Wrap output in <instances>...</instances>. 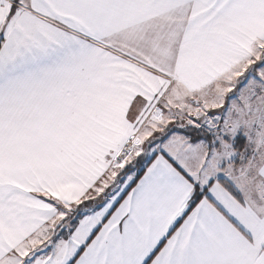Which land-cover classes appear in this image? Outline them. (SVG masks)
<instances>
[{"label": "snow or ice", "instance_id": "6c2138e0", "mask_svg": "<svg viewBox=\"0 0 264 264\" xmlns=\"http://www.w3.org/2000/svg\"><path fill=\"white\" fill-rule=\"evenodd\" d=\"M0 264H264V0H0Z\"/></svg>", "mask_w": 264, "mask_h": 264}]
</instances>
